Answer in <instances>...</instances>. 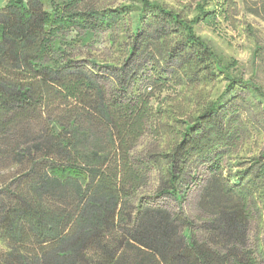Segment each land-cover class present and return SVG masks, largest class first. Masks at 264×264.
Listing matches in <instances>:
<instances>
[{
    "label": "trees",
    "instance_id": "1",
    "mask_svg": "<svg viewBox=\"0 0 264 264\" xmlns=\"http://www.w3.org/2000/svg\"><path fill=\"white\" fill-rule=\"evenodd\" d=\"M3 1L0 264H264L263 241L250 245L264 217V146L243 153L249 112L264 145V90L197 33L228 0H197L192 17L157 0ZM119 26L121 63L68 47L71 32L86 44ZM215 83L223 90L205 97ZM148 134L167 147L139 156ZM202 167L191 219L184 204ZM148 174L156 190L139 197Z\"/></svg>",
    "mask_w": 264,
    "mask_h": 264
},
{
    "label": "rangeland",
    "instance_id": "2",
    "mask_svg": "<svg viewBox=\"0 0 264 264\" xmlns=\"http://www.w3.org/2000/svg\"><path fill=\"white\" fill-rule=\"evenodd\" d=\"M167 5L170 8L182 10L185 14L193 15L197 0H157ZM221 4L220 8L224 7L222 3L225 0H215ZM121 0H106L101 1L100 5L103 7H116L120 5ZM5 1L0 0V8L4 7ZM216 23L209 27L207 25H199L197 33L202 36L210 46L221 55L228 59H233L237 63V69L233 70L234 74L242 77L244 80H252L259 87L264 90V0H228V5L225 6L224 13H221ZM120 28V26H119ZM77 34L71 32L68 40H73L75 43H69V49H72L74 57L81 61H88L89 59L97 60L100 63L104 62H122V46L123 34L120 29L112 33H98L94 36L93 41L89 43H82L79 41ZM121 47V48H120ZM146 81H140L135 88L130 89V93H143L146 89ZM225 83H215L213 86L203 91L206 93L205 97L212 93L222 91ZM106 90H112V83H106ZM201 91V90H200ZM199 92L192 95L195 103L200 101ZM171 92L164 93L163 97H159L161 101L166 96H170ZM245 120H248V129L251 135L246 139L244 147L249 154L250 151L257 153L258 148H262L263 140L259 138V130L263 129L262 118L258 114L249 112L243 115ZM41 126L39 123H32L31 130H37ZM169 139H161L152 135H145L135 148V153L139 156L160 151L167 147ZM3 173H8L4 170ZM200 185L193 188L187 202L184 204L185 214L191 219H197L199 216L198 203L200 200V193L203 191L208 179L209 173L205 168H200ZM6 175H9L6 174ZM156 178L148 174L143 181V186L140 190L139 197L151 195L156 190ZM158 204L168 208L172 212H177V206L167 200L160 201ZM264 215V213H263ZM200 240L206 241L209 234L200 231L198 233ZM258 240L263 241L264 244V217L263 221L258 223L255 219L251 225L250 245L256 247Z\"/></svg>",
    "mask_w": 264,
    "mask_h": 264
}]
</instances>
